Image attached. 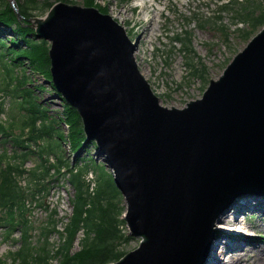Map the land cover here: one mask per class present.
Listing matches in <instances>:
<instances>
[{
	"label": "water",
	"instance_id": "1",
	"mask_svg": "<svg viewBox=\"0 0 264 264\" xmlns=\"http://www.w3.org/2000/svg\"><path fill=\"white\" fill-rule=\"evenodd\" d=\"M29 22L52 43L51 83L103 154L140 239L114 264H204L225 211L264 196V28L177 109L161 105L136 62L138 40L110 15L60 2Z\"/></svg>",
	"mask_w": 264,
	"mask_h": 264
},
{
	"label": "rangeland",
	"instance_id": "2",
	"mask_svg": "<svg viewBox=\"0 0 264 264\" xmlns=\"http://www.w3.org/2000/svg\"><path fill=\"white\" fill-rule=\"evenodd\" d=\"M24 1L26 0H0V5L4 7V5L10 4L9 6L13 5L17 8ZM60 2L78 5L83 8L101 9L105 12H107L105 9L109 8L107 14L125 28L130 39L138 40L137 55L135 53L138 67L142 74L146 73L147 81L153 92L160 99L162 106L167 108L182 109L189 102L201 99L210 81L218 80L233 58L244 50L247 44L264 28V24L256 28L251 27L250 20L241 22L236 17V11L246 12L244 15L246 18L259 16L264 11H259L257 5L264 9V0H238L231 6V9L227 10L219 8L218 5L222 4L220 0H33L32 4L29 5L31 10H28L32 15L30 18L35 17L31 20L43 18L49 12L50 4L54 5ZM242 5L244 8L249 5L250 9L242 10L238 8ZM236 8L238 9L234 11ZM18 20L21 22L20 19ZM239 22L243 24L238 25ZM237 27H240L241 30L237 31ZM0 29L4 31L3 34H0V38L4 43L8 44V41L10 42L13 37L17 39L18 48L13 49L16 51L21 52L23 49L29 48L31 42L35 39L40 40L35 30L32 34L23 35L18 31L15 24L12 27L0 26ZM20 58L26 59L27 56ZM28 66L25 67L27 70H29ZM27 74H30L29 71ZM4 75V69L0 70V104L3 106V113H0V162L3 164V168L8 164L3 155L6 156L12 153L13 144L21 131L19 127L23 126L24 122L28 120L27 112L17 107L18 103L13 98V94L7 95L4 92L6 84ZM30 77H33V79L27 87H30L31 84L36 86L34 88L37 89H42L43 86L50 89L49 85L51 84L49 83H51V80L46 81L42 73L35 72ZM13 83L15 85L16 81H13ZM38 85H41V87ZM34 88L32 91L35 92ZM11 90H13V87H11ZM54 93V91L44 90L43 93L40 91L38 95H41L43 106L51 113L49 116H62L64 102ZM56 118L60 124L59 117ZM21 122L23 123L20 124ZM42 124H37V128L34 129V136ZM59 129L60 131L57 133L46 134L51 139L43 136L44 139H41L39 143L30 141L29 150H27L32 152L25 166L28 172L35 168L39 171L49 169L48 175L42 180V184L46 185L45 187L48 186V191L36 197L38 205L30 213V219L35 228L34 237L41 236L43 228L54 225V223L50 224V213L54 210L59 212L58 218H53V220L56 221L60 231L63 230L62 228L74 213L75 186L70 182L71 173L69 176L65 175L64 172L67 171L57 168L59 165L57 157L63 156L68 161L69 169H75L79 173H82V165L90 163L91 169L88 170L87 174L85 171L84 173L87 182L91 181V184L98 182L96 170L99 172L100 170H106L108 174H111L110 168L102 161L104 156L98 152V148L97 150L92 148L89 152H86L88 149L84 145L78 149V152L72 151V145L69 143L71 128L66 125ZM62 134H66L65 138L60 137ZM24 138H29L27 130ZM42 151L55 154L54 161L45 164L42 161L44 159L41 156ZM92 160L97 163L96 170L91 162ZM50 164H52L51 167H49ZM25 180L27 181L28 177ZM240 205L248 206L245 212L241 211V214L245 213V215L240 218V220H245L243 233L245 232L247 235L244 236H258L260 238L258 243H251L248 240L246 242L251 245L264 244V196L262 195L261 197L246 195L235 200L225 211L226 213L223 214L224 216L226 214H228L227 216L232 215L231 218L233 219L229 218L227 223L222 222L224 223L223 228L226 229V232L229 229L237 228V225H235L237 219L235 218H239ZM31 206H34V204ZM119 207L124 208L125 213L126 203L123 198ZM124 213L121 215L122 220H124ZM122 228L127 234L125 223ZM217 228L222 227L217 225L214 231ZM238 232L237 236H241L242 232L239 230ZM227 233H231V231ZM78 236H83V234ZM214 236H216L214 241H224L225 236L229 235L225 233L217 236V232H215ZM128 237H130V241L123 245L126 252L135 250L140 244L139 238ZM51 239L57 241L61 237L58 233H54L50 236V242ZM246 242L245 244L248 245ZM57 246L58 243L55 247ZM197 246H199L198 243ZM78 247H74V252ZM247 248H249V245ZM52 251L50 255L54 256ZM4 254L7 255L5 252ZM230 254L228 256H231ZM29 255L33 256L34 251L31 250ZM246 255L247 260L254 258L252 253ZM59 259L60 264H70L66 255L63 256V259L61 257ZM35 262L36 260L33 258L23 259V264H35ZM59 262L52 259V264H58ZM206 262L205 264H207ZM243 263L264 264V261L255 263L244 261ZM1 264L8 263L2 261ZM44 264L49 263L45 262Z\"/></svg>",
	"mask_w": 264,
	"mask_h": 264
},
{
	"label": "trees",
	"instance_id": "3",
	"mask_svg": "<svg viewBox=\"0 0 264 264\" xmlns=\"http://www.w3.org/2000/svg\"><path fill=\"white\" fill-rule=\"evenodd\" d=\"M33 0H26L23 4L18 6L19 14L22 18H19V14L15 12L12 6L0 5V26L12 27L13 24L17 26L18 31L25 34H32L34 29L29 26V20L32 15L28 12L29 5L32 4ZM67 1V0H66ZM224 4L219 6L222 10L231 9V6L238 0H222ZM88 6V4H87ZM36 7V6H35ZM50 9L52 5H49ZM238 8L242 10H249L250 7L247 5L246 8L239 6ZM236 8L234 11H236ZM259 11H264L257 5ZM31 10V9H30ZM103 14H107L108 8L105 9L107 12L99 9ZM246 13V12H245ZM242 11H236V17L241 22L251 21V27H258L264 24V12L257 17L246 18ZM21 22H19V20ZM239 22V24H243ZM241 30L237 27V31ZM3 30L0 29V34H3ZM17 39L11 38L10 42L4 43L0 38V70L4 69L6 78L5 87L9 88L14 85L13 81H16L15 87L10 92L13 94V98L18 102V106H22L24 99L30 102V110L28 112L29 121L25 123L24 128L29 127L32 135V140L38 143L43 136L56 132L64 125H68L70 129L69 139L72 144V151H77L78 149L85 145L86 152L94 148L97 150V145L95 142L86 141V137L83 132V126L80 117L76 110L69 107L66 103L63 105V114L59 116L60 124L56 116H49V111L45 108L41 102V95L38 93L40 91L47 90L49 92H56L51 83L50 89L45 86L42 89L34 88L29 83L33 79L30 77L31 74L35 72L42 73L46 81L51 80L50 73V59L48 56L49 44L45 41H37L36 39L31 42L29 48L23 49L21 52L13 49L17 47ZM14 56H17L16 58ZM27 56L26 59L20 57ZM14 57V58H11ZM29 65V66H28ZM28 66L29 70L25 67ZM29 71L30 74H27ZM10 78V79H9ZM9 79V83H8ZM41 87V85H38ZM30 88V89H29ZM33 88L35 92L32 91ZM0 109L2 110L1 106ZM20 109V108H19ZM42 122L41 128L38 130L37 134L34 136V129L37 128V123ZM21 122L20 124H22ZM60 131V130H59ZM64 138V135L60 136ZM17 145H21L26 141L19 140L16 137ZM28 141V140H27ZM22 160L27 159V155L21 156ZM63 161L67 163L65 158L61 157ZM94 169L97 163L94 160L91 161ZM61 164H64L62 162ZM71 173L70 180L75 186L76 190V201L74 202V213L71 219L66 225V239L61 248L56 251L58 255H66L69 259L70 264H113L119 261L127 252L123 248L124 244L130 241V237L124 232L123 225L124 221L121 219L122 213H124V208L119 207L122 200V195L117 189L113 177L106 172V170H98V182L95 191H90V184L87 182L84 171L88 172L91 169L90 163L82 165V173L77 172V170H70ZM23 167L21 166V169ZM44 172L38 173L34 170L31 173V179L40 180ZM20 168H17L12 172L13 178H6L4 188L0 189V216L5 215L3 218L0 217V222H4L8 219L10 223L15 227L16 223L18 227L26 232L28 228L27 221L21 220L17 222L16 214L14 213L15 207H18L21 213L26 211V199L28 197V192L26 189L22 188L17 182V175H21ZM32 189L30 190L31 193ZM32 194V193H31ZM83 230L84 237L81 241V249L77 252H73V247L75 243V237ZM63 264V263H61Z\"/></svg>",
	"mask_w": 264,
	"mask_h": 264
},
{
	"label": "bare ground",
	"instance_id": "4",
	"mask_svg": "<svg viewBox=\"0 0 264 264\" xmlns=\"http://www.w3.org/2000/svg\"><path fill=\"white\" fill-rule=\"evenodd\" d=\"M137 50L138 48L136 49V55H137ZM142 75L145 77L146 80H148L146 73H143ZM256 196L261 197V195H256ZM239 209H240V211L238 212L239 218L234 217L235 219H237L235 220L236 222L235 225H237V228L229 229L227 231V232L231 231V233L226 232V229L223 228L224 223L222 222H225V223L229 222L228 219L231 218L232 215L230 216H227L228 214H226L225 216L223 215V217L219 219L218 223L216 224V227L217 225L218 226L220 225L222 227V228H217V230L215 231L217 232V236H219L220 234L221 235L225 234V233L229 236H225L224 241H213L211 249H210V253L208 256L207 264H244L243 263L244 261L253 262V263L258 262V261H264V244L251 245L246 242L248 240L251 243H258L260 238L258 236H244L247 234L245 232L243 233L245 220H240V218L243 215H245V213L241 214V211L245 212L246 209H248V206L240 205ZM238 230L242 232L241 236H237L239 234ZM204 239H206V237ZM245 242L249 245V248H247L248 245H246ZM247 253H252V256L254 258L252 260H247V255H246ZM229 254L231 256H228Z\"/></svg>",
	"mask_w": 264,
	"mask_h": 264
}]
</instances>
